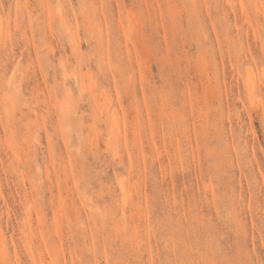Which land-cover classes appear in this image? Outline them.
Returning <instances> with one entry per match:
<instances>
[{
    "label": "rangeland",
    "instance_id": "rangeland-1",
    "mask_svg": "<svg viewBox=\"0 0 264 264\" xmlns=\"http://www.w3.org/2000/svg\"><path fill=\"white\" fill-rule=\"evenodd\" d=\"M263 71L264 0H0V264H264Z\"/></svg>",
    "mask_w": 264,
    "mask_h": 264
},
{
    "label": "bare ground",
    "instance_id": "bare-ground-1",
    "mask_svg": "<svg viewBox=\"0 0 264 264\" xmlns=\"http://www.w3.org/2000/svg\"><path fill=\"white\" fill-rule=\"evenodd\" d=\"M262 76L264 79V71L262 72ZM249 80L247 82V91H248V95L251 97L254 94V90H255V86H254V79L252 78L251 75H249Z\"/></svg>",
    "mask_w": 264,
    "mask_h": 264
}]
</instances>
